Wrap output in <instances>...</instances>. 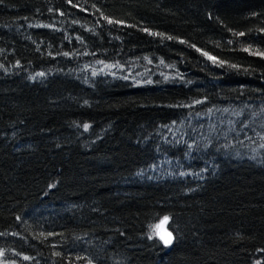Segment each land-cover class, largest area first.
<instances>
[{"label":"trees","instance_id":"obj_1","mask_svg":"<svg viewBox=\"0 0 264 264\" xmlns=\"http://www.w3.org/2000/svg\"><path fill=\"white\" fill-rule=\"evenodd\" d=\"M261 54L264 0H0V264H264Z\"/></svg>","mask_w":264,"mask_h":264},{"label":"snow or ice","instance_id":"obj_2","mask_svg":"<svg viewBox=\"0 0 264 264\" xmlns=\"http://www.w3.org/2000/svg\"><path fill=\"white\" fill-rule=\"evenodd\" d=\"M245 51H248L247 49H245ZM205 55H207L205 53ZM264 55V54H261ZM209 59H214L213 57H209ZM40 75H43L42 73ZM88 125H85V129H87ZM262 147H264V145H262ZM165 220H167V217H165ZM149 239H152L151 236H149ZM160 239L163 241V243L165 244V246L171 245L173 242V236L171 233L167 234V238H165L164 236H161ZM25 259H28V257H25Z\"/></svg>","mask_w":264,"mask_h":264},{"label":"water","instance_id":"obj_3","mask_svg":"<svg viewBox=\"0 0 264 264\" xmlns=\"http://www.w3.org/2000/svg\"><path fill=\"white\" fill-rule=\"evenodd\" d=\"M168 233H170V231L167 229V223H166V221H163L159 225V234H160V236H164L165 238H167Z\"/></svg>","mask_w":264,"mask_h":264}]
</instances>
